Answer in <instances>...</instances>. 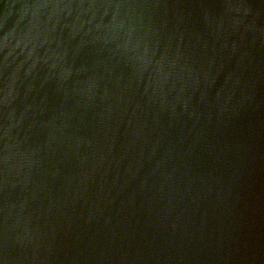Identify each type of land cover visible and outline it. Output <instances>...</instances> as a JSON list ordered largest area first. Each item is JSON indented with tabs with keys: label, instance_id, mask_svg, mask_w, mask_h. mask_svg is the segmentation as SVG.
I'll return each mask as SVG.
<instances>
[{
	"label": "water",
	"instance_id": "1",
	"mask_svg": "<svg viewBox=\"0 0 264 264\" xmlns=\"http://www.w3.org/2000/svg\"><path fill=\"white\" fill-rule=\"evenodd\" d=\"M0 264H264V0H0Z\"/></svg>",
	"mask_w": 264,
	"mask_h": 264
}]
</instances>
